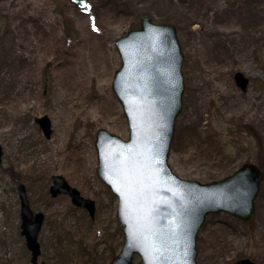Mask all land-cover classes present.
Listing matches in <instances>:
<instances>
[{"label":"rangeland","instance_id":"rangeland-1","mask_svg":"<svg viewBox=\"0 0 264 264\" xmlns=\"http://www.w3.org/2000/svg\"><path fill=\"white\" fill-rule=\"evenodd\" d=\"M88 3L92 13L69 0H0V264H30L19 183L32 211L45 214L37 264H107L108 252L119 251L117 198L96 176L94 140L99 128L128 138L111 88L121 63L114 42L138 15L175 26L184 56L183 105L168 157L173 173L207 183L244 162L263 171L250 220L222 211L206 217L197 264L243 257L264 264V0ZM236 71L248 78L244 91ZM44 115L49 139L34 122ZM58 174L95 201L92 219L67 195L50 196V178Z\"/></svg>","mask_w":264,"mask_h":264},{"label":"water","instance_id":"water-1","mask_svg":"<svg viewBox=\"0 0 264 264\" xmlns=\"http://www.w3.org/2000/svg\"><path fill=\"white\" fill-rule=\"evenodd\" d=\"M78 9L87 0H69ZM121 64L112 78V91L122 106L128 138L99 128L95 134L96 175L117 197L116 219L123 232L120 251L110 264H196L197 233L210 212L219 211L247 221L253 216L255 198L263 176L255 164L245 162L232 174L207 183L182 179L168 163L175 118L181 112L182 52L175 26L154 23L143 16L137 29L116 39ZM244 91L247 78L235 72ZM43 135L50 136L47 115L35 118ZM3 151L0 146V162ZM51 197L65 194L74 206L92 218L94 201L83 197L61 175H53ZM20 233L30 264L40 256L39 230L44 214L31 210L23 184L17 186ZM231 264H255L249 258Z\"/></svg>","mask_w":264,"mask_h":264},{"label":"trees","instance_id":"trees-1","mask_svg":"<svg viewBox=\"0 0 264 264\" xmlns=\"http://www.w3.org/2000/svg\"><path fill=\"white\" fill-rule=\"evenodd\" d=\"M140 17H141V15L139 16H136V18H135V22H136V25H133L131 28H136L137 27V25H138V23H139V20H140ZM3 82V81H2ZM1 82V83H2ZM6 87V86H5ZM259 168V167H258ZM259 169H261V168H259ZM79 251H80V248H79ZM56 253H58L59 255H61V253H59V252H57V251H55ZM108 254H110L109 255V258H111V257H113L114 255H115V253L113 252V251H111V252H108ZM107 264H109V262H107Z\"/></svg>","mask_w":264,"mask_h":264},{"label":"snow or ice","instance_id":"snow-or-ice-1","mask_svg":"<svg viewBox=\"0 0 264 264\" xmlns=\"http://www.w3.org/2000/svg\"><path fill=\"white\" fill-rule=\"evenodd\" d=\"M93 27H95V24L93 25Z\"/></svg>","mask_w":264,"mask_h":264}]
</instances>
